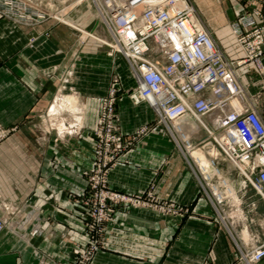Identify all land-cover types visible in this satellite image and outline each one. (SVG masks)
<instances>
[{
	"label": "crops",
	"instance_id": "1",
	"mask_svg": "<svg viewBox=\"0 0 264 264\" xmlns=\"http://www.w3.org/2000/svg\"><path fill=\"white\" fill-rule=\"evenodd\" d=\"M190 2L230 58L239 54L227 30L229 22L255 9L261 16L257 23L264 26L262 0ZM78 43L71 30L54 20L26 24L10 17L0 19V130L6 133L0 138V215L10 222L0 232V264H67L72 261V250L87 243L81 228L79 189L84 184L82 172L92 162L87 134L96 119V97L107 92L113 59L105 51L97 55L93 42L83 51ZM97 56L101 57L98 71ZM84 59L88 68L81 75ZM114 59L125 64L120 57ZM67 68L75 97L84 98L88 111L85 129L61 140L51 134L41 144L34 136L33 123L58 93L68 96L60 93ZM238 75L264 125V77L249 67L239 69ZM122 77V88H130V77ZM81 79L86 80L82 86ZM115 109L124 136L143 125L156 130L154 113L146 104L134 105L120 94ZM188 124L189 131L195 129L191 119ZM194 152L201 156L196 158ZM190 156L208 167L204 151L195 149ZM152 185L159 198L183 211L162 215L149 208L116 209L104 224V249L95 254L92 264H247L167 134L139 136L108 176V187L127 195H143ZM2 206L12 214H5Z\"/></svg>",
	"mask_w": 264,
	"mask_h": 264
},
{
	"label": "built area",
	"instance_id": "2",
	"mask_svg": "<svg viewBox=\"0 0 264 264\" xmlns=\"http://www.w3.org/2000/svg\"><path fill=\"white\" fill-rule=\"evenodd\" d=\"M90 1L101 17L96 26L101 25L108 34V41L103 43L107 56L119 55L127 66L133 82L127 97L132 104L144 103L153 111L156 130L143 125L130 136L121 133L115 109L120 82L114 78L98 110L91 139L92 165L84 173L83 190L90 196L80 203V211L87 243L72 250V261L67 264L93 263L95 254L104 249V239L93 233L111 217L116 205L149 208L162 215L183 211L161 200L154 185L143 197L107 187L109 172L137 138L149 132L172 138L200 190L216 203L232 192L222 175L223 162L233 171L248 173L251 185L264 198V125L238 75L239 69L249 67L264 77V26L257 23L260 13L252 9L230 22L239 54L230 58L198 19L190 0ZM7 14L14 15L12 6ZM235 99L238 107L231 104ZM213 114L216 116L210 120ZM189 119L195 124L191 131L187 129ZM195 149L206 153L209 167L190 157ZM2 208L5 214H12L7 206ZM8 221L0 216V232L10 225ZM250 235L251 247L241 255L247 264H257L264 260V241L255 244L256 235Z\"/></svg>",
	"mask_w": 264,
	"mask_h": 264
},
{
	"label": "rangeland",
	"instance_id": "3",
	"mask_svg": "<svg viewBox=\"0 0 264 264\" xmlns=\"http://www.w3.org/2000/svg\"><path fill=\"white\" fill-rule=\"evenodd\" d=\"M11 6L13 8L14 15L7 14V8ZM7 17L13 18L16 22L26 23V24L29 23L35 24L47 19L54 20L55 22H59V24H62L63 26L67 27L76 35V40H78L79 42L78 43L79 51H83V48L87 43L93 42L97 55H102V52L104 51L105 53H107L106 51L107 49L103 43L108 41L109 39L108 34L103 29V27H101V25L96 26L97 10L90 0H0V19ZM29 18L31 20H29ZM229 24L230 22L227 24V30L229 35L234 40L229 29ZM203 25L205 26L204 23ZM209 32L211 33L210 30ZM225 38L227 40H230L228 35ZM216 44L223 51V48L220 47L217 42ZM234 49H235V45H234ZM116 57L121 58V56L119 55L115 56V58ZM74 58L77 60L78 55H75ZM110 58H112L113 60H111V74L109 77L107 92L108 89L110 88L111 83H113V79L117 77L120 82V84H118L119 95L123 94L124 96H127L126 91L129 88L123 89L121 85V80L123 78L122 76L124 75L126 76V78L129 77L127 66L120 59L115 60L114 57H110ZM99 59H101V57L97 56V63L95 62L97 71L101 69L98 66ZM86 61L87 59H84L83 65L80 64L79 68L81 75L85 74L87 71L88 64L85 65ZM72 64L73 62L70 64L69 67H71ZM67 69L68 70H66L67 72H65L64 78L60 80L61 81L60 86H62L63 88V89L61 88L60 93L68 95L66 96L68 99H71L73 101L75 100L76 101L75 107L73 109H69L68 107H62L58 111L52 110L56 97L59 94L58 93L55 96V98H53L52 103L48 108V110L39 113L38 119L33 123V131H34L33 133L35 138L37 139V142L41 144H44L45 141L47 140V137H49L51 134L55 135L56 140H61L62 138L65 139L67 137L72 136L73 134L76 135L77 130H79L81 133L82 130L85 129L84 121H85V116L88 114V111L83 107L84 98L80 96L79 98L76 99V97L78 96H76L75 94L76 93L75 84L72 82V78H70L71 72L69 68ZM85 81L86 80L81 79V86L83 85L82 82ZM81 90H84V88H82ZM106 94L104 96H106ZM104 96L96 97V101H95V103L97 104L96 119L95 122L93 123V127L89 129V132L87 134V138L88 140H90L91 145H92V141H91L92 132L96 127L98 110ZM210 117L209 119L212 120V118ZM0 134L5 135L6 133L0 130ZM55 143L57 144V142ZM92 160H93V153H92ZM220 167L223 172L222 175L226 179L227 184L232 191L231 196L226 198V200L221 201L220 203H216L211 198L210 194L208 196H205V194L202 191L201 193L204 195V197L208 199L209 203L212 205L218 217V220L227 230V232L233 239L234 243L237 245L242 255H244V252L248 251L251 247L250 234L256 235L257 239L255 240L256 242L255 244H257V242L264 241V216H263L264 198L262 196V192L259 189L257 190L254 189V187L251 185L248 178H250L252 181V177L248 173L244 171L242 172L233 171L224 162L220 163ZM90 168L82 172V178L84 180V184L79 189L80 203L85 202L90 196L88 191L83 190L86 186V179H87V175H85L84 173L85 172L87 173L90 170ZM107 187H108V178H107ZM109 190L111 189L109 188ZM148 190L149 188L146 190V192ZM145 193L139 196L143 197ZM133 196H137V195H133ZM127 207L137 208L132 206L123 207L120 205H116L113 208V213L111 214V216L114 214L116 209H125ZM5 219L8 220V217ZM111 219L112 217L102 221L101 224H99L97 230H95V233L93 234L96 237L102 239L104 234V224L105 222L111 221ZM8 223L10 222L8 221ZM84 226H85V222L82 220L81 228H82V233L85 235ZM242 255L240 254L241 260H243Z\"/></svg>",
	"mask_w": 264,
	"mask_h": 264
},
{
	"label": "bare ground",
	"instance_id": "4",
	"mask_svg": "<svg viewBox=\"0 0 264 264\" xmlns=\"http://www.w3.org/2000/svg\"><path fill=\"white\" fill-rule=\"evenodd\" d=\"M100 16L99 12L97 13V18ZM101 18V17H99ZM232 106L234 107H238L239 106V101L237 99L232 101ZM62 107H68L69 109H73L75 107V103H73L71 101V99H68L66 96H61V95H57L56 100L54 102L53 108L52 110L54 111H58L59 109H61ZM77 109V108H76ZM79 109V108H78ZM61 111V110H60ZM64 111V110H63ZM63 115V114H62ZM79 116V115H78ZM75 116V117H78ZM212 118L214 119L216 114L211 115ZM54 124V123H53ZM193 156H195L196 158H199V156H201L199 153L194 152ZM209 167V163L207 164Z\"/></svg>",
	"mask_w": 264,
	"mask_h": 264
}]
</instances>
